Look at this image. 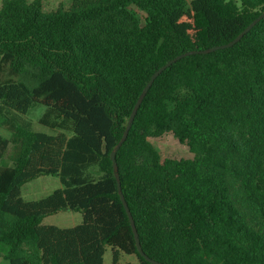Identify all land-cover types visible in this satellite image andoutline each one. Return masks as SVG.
Masks as SVG:
<instances>
[{"label": "trees", "instance_id": "trees-1", "mask_svg": "<svg viewBox=\"0 0 264 264\" xmlns=\"http://www.w3.org/2000/svg\"><path fill=\"white\" fill-rule=\"evenodd\" d=\"M263 12L264 0H72L53 10L3 0L0 104L21 115L43 105L42 124L58 132L14 124L0 135V258L104 264L109 247L111 264L122 254L153 264L138 252L111 153L154 72L230 43ZM165 135L192 157L162 158L151 139ZM116 161L150 259L264 264V19L232 47L166 69ZM41 176L62 187L24 200L22 187ZM63 211L81 223L43 224Z\"/></svg>", "mask_w": 264, "mask_h": 264}, {"label": "rangeland", "instance_id": "rangeland-1", "mask_svg": "<svg viewBox=\"0 0 264 264\" xmlns=\"http://www.w3.org/2000/svg\"><path fill=\"white\" fill-rule=\"evenodd\" d=\"M3 0H0V6ZM44 6L47 10L57 9L60 5L69 6L72 0H43ZM138 17L142 20L145 15L135 10ZM7 76H3L4 80ZM48 112V108L36 104L30 111L21 115L14 111H11L0 104V119L4 120L3 127L0 128V135L3 137L10 136V127L14 124H19L35 132H44L48 134H55L58 132L57 129L46 127L42 124V118L44 114ZM54 115L47 118L48 123H54ZM69 127V125H68ZM69 133V131L67 130ZM153 145L160 151L162 158L175 157V158H189L192 157L188 148L180 144L173 136L165 135L161 138L151 139ZM62 187V183L59 177L56 176H41L33 181L26 183L21 189V196L26 201H34L44 198L51 194L56 189ZM82 216L80 213L71 211H63L53 216H48L43 220L44 225H54L57 227H73L81 223ZM112 252L111 248L107 247L106 254L104 257V264H111ZM137 263V259L134 256H127L122 254L120 257V263ZM0 264H8L2 258H0Z\"/></svg>", "mask_w": 264, "mask_h": 264}, {"label": "water", "instance_id": "water-1", "mask_svg": "<svg viewBox=\"0 0 264 264\" xmlns=\"http://www.w3.org/2000/svg\"><path fill=\"white\" fill-rule=\"evenodd\" d=\"M262 19H264V12L258 17L256 18L251 24H249L233 41H231L230 43H227L225 45H221V46H216V47H212L206 50H200V51H188L185 52L181 55H178L177 57L173 58L172 60L168 61L165 65H163L162 67H160L156 72H154L150 78V80L148 81V83L146 84V86L144 87L143 91L141 92L132 112L131 115L128 119L126 128L123 132L122 138L120 139V141L118 142L117 146L114 148V150L111 153V160L113 162V169H114V173H115V177L118 183V191H119V195L121 197V200L124 204V207L126 208L132 229H133V233L135 236V240H136V244H137V248H138V252L141 256H143L145 258V260L153 263V264H163L157 261H154L152 259H150L143 251L141 244H140V240H139V235L135 226V222L134 219L132 217V214L130 212V209L128 208V205L126 203V200L124 198V195L122 193V189H121V181H120V176H119V172H118V165H117V161H116V155L118 150L120 149V147L123 145V143L126 141L129 131L132 127L133 121L135 119V116L144 100V98L146 97L147 93L149 92L150 88L152 87L154 81L169 67H171L174 63H176L177 61L190 56V55H195V54H209L212 52H215L217 50L220 49H226L229 47H232L233 45H235L236 43H238L248 32H250L254 26H256V24L261 21Z\"/></svg>", "mask_w": 264, "mask_h": 264}]
</instances>
